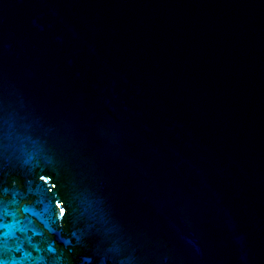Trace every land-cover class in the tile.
Returning a JSON list of instances; mask_svg holds the SVG:
<instances>
[{"label": "water", "instance_id": "obj_1", "mask_svg": "<svg viewBox=\"0 0 264 264\" xmlns=\"http://www.w3.org/2000/svg\"><path fill=\"white\" fill-rule=\"evenodd\" d=\"M0 264H264V0H0Z\"/></svg>", "mask_w": 264, "mask_h": 264}]
</instances>
